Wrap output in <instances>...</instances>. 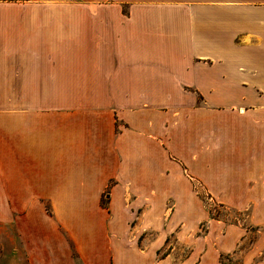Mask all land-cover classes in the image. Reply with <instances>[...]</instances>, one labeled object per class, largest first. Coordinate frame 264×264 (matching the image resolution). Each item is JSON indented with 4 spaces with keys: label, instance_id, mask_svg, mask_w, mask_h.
<instances>
[{
    "label": "crops",
    "instance_id": "1",
    "mask_svg": "<svg viewBox=\"0 0 264 264\" xmlns=\"http://www.w3.org/2000/svg\"><path fill=\"white\" fill-rule=\"evenodd\" d=\"M0 78V264H264V0H0Z\"/></svg>",
    "mask_w": 264,
    "mask_h": 264
},
{
    "label": "rangeland",
    "instance_id": "2",
    "mask_svg": "<svg viewBox=\"0 0 264 264\" xmlns=\"http://www.w3.org/2000/svg\"><path fill=\"white\" fill-rule=\"evenodd\" d=\"M3 80V78H0V81ZM17 89H19L20 92V86H7L5 84H0V124H4L5 121V110L9 107H14V109H19V108H27L30 105L36 103V102H29V101H18V100H9V92H11V90H13L14 93L17 92ZM39 103H53V102H39ZM197 185V189H199V192L201 193V195L203 196V198L205 199V201L207 202V207L211 210V214H213V216L220 218L225 217L227 220H238V219H242L244 221L245 216L243 215H239L236 212L228 209V208H223L222 206H220L219 204H217L216 202H214L213 200H211V198H209L207 196V194L205 193V190L203 189L202 186H200L198 183H196ZM46 209H47V214L51 217V219H56L55 218V214L52 211V207L51 204L49 202L45 203ZM21 216V213L19 212H15V221L19 219V217ZM209 221H205L202 225H201V231H207V227H208ZM54 233V237H59L62 235V233L65 235L66 234V230L63 229H53L52 230ZM18 232V233H17ZM50 232V231H49ZM139 232V230H131V236L130 237H135V234H137ZM175 232H173L171 235H169L168 240H167V245L161 250L160 252V256H162L164 253L168 252L170 250L169 247H173L176 243L175 240ZM156 231L154 230H144L141 236V239H145L146 242H149L153 239H155L156 237ZM256 235V230L253 228L251 229V234L249 235V237L247 238V240L245 241V243H243V245L241 246V249L244 251L253 241V239L255 238ZM19 230H12L11 228H6V225L4 224V221H0V253L3 252L5 249H3V247L5 248V244L8 242L7 240H9V237L14 238L13 243L19 245ZM138 237V236H137ZM145 248V246L143 247ZM182 254H185L186 251L181 250L180 251ZM227 259V260H226ZM181 259H177L175 261L174 264H178L180 263ZM223 261L225 262H230L231 264H237L239 263L237 259H231L228 256H225L223 258ZM16 263V262H15Z\"/></svg>",
    "mask_w": 264,
    "mask_h": 264
},
{
    "label": "trees",
    "instance_id": "3",
    "mask_svg": "<svg viewBox=\"0 0 264 264\" xmlns=\"http://www.w3.org/2000/svg\"><path fill=\"white\" fill-rule=\"evenodd\" d=\"M103 201H104V198H103Z\"/></svg>",
    "mask_w": 264,
    "mask_h": 264
}]
</instances>
